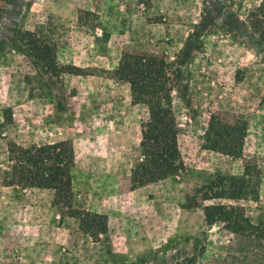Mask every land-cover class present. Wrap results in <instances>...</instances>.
Wrapping results in <instances>:
<instances>
[{"label": "rangeland", "instance_id": "rangeland-1", "mask_svg": "<svg viewBox=\"0 0 264 264\" xmlns=\"http://www.w3.org/2000/svg\"><path fill=\"white\" fill-rule=\"evenodd\" d=\"M25 31L52 38L71 71L54 76L30 56ZM126 62L165 64L184 165L137 188L148 110L132 102ZM209 120L244 123L239 157L208 147ZM34 143L60 145L58 186L5 185L9 150ZM224 176L242 177L249 193L200 204L241 207L259 234L232 232L224 209L208 223L201 207H186ZM192 256L264 264V0H0V264Z\"/></svg>", "mask_w": 264, "mask_h": 264}, {"label": "trees", "instance_id": "trees-1", "mask_svg": "<svg viewBox=\"0 0 264 264\" xmlns=\"http://www.w3.org/2000/svg\"><path fill=\"white\" fill-rule=\"evenodd\" d=\"M39 32L25 31L21 39L26 40L30 56L39 61L52 75L69 73L71 66L59 65L56 58L57 46L54 40ZM121 76L129 84L133 103L146 105L148 116L140 123V160L131 170L130 183L134 188L179 174L183 161L178 144L179 126L173 112V82L165 64L126 62ZM244 123L231 124L228 121L209 120L204 130V140L212 150L239 157L242 154ZM9 170L4 183L7 186L56 188L61 179L64 161L58 143L17 146L9 150ZM221 186L195 189L188 195L186 207H201L205 220H214L216 209H224L223 219L228 229L237 234H259L258 226L251 223L244 211L234 205H201L202 200L232 199L247 195L248 183L242 177L224 176ZM202 191L201 194H197ZM222 211H220L221 213ZM203 251V248H202ZM201 251V253H202ZM196 256L184 264H195Z\"/></svg>", "mask_w": 264, "mask_h": 264}]
</instances>
